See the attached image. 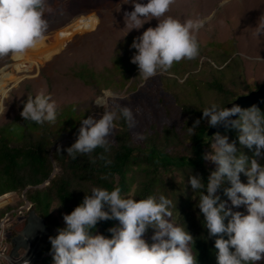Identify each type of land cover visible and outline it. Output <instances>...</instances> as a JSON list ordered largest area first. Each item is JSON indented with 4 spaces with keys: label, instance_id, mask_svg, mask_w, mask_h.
<instances>
[{
    "label": "clouds",
    "instance_id": "clouds-1",
    "mask_svg": "<svg viewBox=\"0 0 264 264\" xmlns=\"http://www.w3.org/2000/svg\"><path fill=\"white\" fill-rule=\"evenodd\" d=\"M174 3L175 0H147V3L133 0L134 10L124 13L130 31L140 29L149 18L158 22L156 27H149L134 38L130 46L136 50L130 62L138 67L145 80L168 71L174 63L199 55L196 34L204 21H181L166 15ZM46 12H51L48 0H0V57L11 55L20 59L41 45L49 27ZM88 22L98 25L100 19L93 15ZM262 34L264 24L255 33L257 37ZM111 96L105 91L94 101L104 111L99 119L89 116L80 122L76 141L64 150L67 156L76 159L77 154H90L98 147L107 150L115 121L120 117L130 128L135 126L134 110L118 103L110 105L107 98ZM58 107L51 95L41 90L34 97H27L20 116L39 125L52 124L57 120ZM3 111L5 107L0 99V112ZM135 112L139 114V109ZM202 113L209 127L222 125L236 129L241 148H255L254 158H249L237 148L235 141L230 143L226 135L215 133L211 137V150L203 157L216 165L215 171L209 174L206 185L198 175L188 177L192 191L200 192L196 207L204 217V226L210 237H218L214 244L216 264H257L264 260V165L260 163L264 159V114L255 105L242 109L238 105L219 108L215 104ZM200 122L196 120L188 132L194 135ZM60 151L57 147V152ZM241 174L247 183L241 182ZM225 182L230 186L223 188V194L233 207L244 206L247 214L233 212L216 194ZM3 196H21L28 204L26 207L11 201L0 207L6 210L14 206L0 219L5 224L8 244V255L1 264H16L26 251L20 248L18 256H12V240L23 232L28 214L33 210L23 193L10 192L0 198ZM172 207V201L164 195L136 200L122 196L119 187L111 191L93 187L81 204L63 216L65 227L56 229L57 235L48 238L53 264H198V253L195 251L194 255L193 251L195 240L185 224L178 226L172 222ZM113 219L119 221V227L108 229L111 238L93 234L98 222ZM16 220L20 231L14 237L8 236L11 223ZM149 229L153 230L151 244L142 238ZM24 264L28 261L24 260Z\"/></svg>",
    "mask_w": 264,
    "mask_h": 264
},
{
    "label": "trees",
    "instance_id": "trees-1",
    "mask_svg": "<svg viewBox=\"0 0 264 264\" xmlns=\"http://www.w3.org/2000/svg\"><path fill=\"white\" fill-rule=\"evenodd\" d=\"M192 60V66L187 59L177 65L183 69L176 73L178 78L157 74L149 78L143 88H138L135 82L127 87L134 91L133 104L121 106L134 110L136 124L130 128L123 117L117 119L107 150L98 147L90 154H77V158L72 159L64 150L77 137L67 142L65 147H59L56 144L62 136L57 135L47 122L43 125L35 123L34 129H25L15 141L0 138V196L10 192L23 193L31 204V210L44 220L50 236L55 237L56 229L65 227V224L52 215V206L57 204L70 214L82 203L84 195H90L93 187L109 191L119 187L122 196L136 200L164 195L173 204L170 209L172 222L178 226L185 224L195 240L193 251L194 255L195 251L198 253V264H216L214 244L218 237L209 236L204 217L196 207L200 192L192 191L188 177L198 175L206 185L209 174L215 171L216 166L203 158L211 150L212 136H207L210 127L207 120L202 119V111L212 104L224 108L243 95L240 93L243 86H238L237 82L243 68L238 58L233 62L223 57L222 69L213 67L208 60L200 62V57ZM198 62L206 65L208 70L195 73ZM136 68L135 65L133 71ZM135 74L140 76L139 72ZM128 75L123 76L121 89L128 83ZM136 109H139V114H136ZM259 109L264 114V106ZM196 120L201 122L193 135L188 128ZM69 133L76 134L75 131ZM220 134L226 135L230 143L235 141L238 149L254 158L255 148H241L236 129L229 128ZM57 147L60 152H57ZM260 163L264 165V159ZM55 167L59 174L51 177ZM240 179L247 183L243 174ZM46 181V187L38 188ZM229 186L225 182L216 193L228 208L230 201L223 194V188ZM7 210H0V219ZM241 212L247 214L245 210ZM112 227H119V221L98 222L93 234L111 238L108 229ZM147 234L152 236L153 230L149 229ZM145 241L152 243L150 237ZM41 254L42 259L33 264H53L49 240ZM257 264H264V260Z\"/></svg>",
    "mask_w": 264,
    "mask_h": 264
},
{
    "label": "rangeland",
    "instance_id": "rangeland-1",
    "mask_svg": "<svg viewBox=\"0 0 264 264\" xmlns=\"http://www.w3.org/2000/svg\"><path fill=\"white\" fill-rule=\"evenodd\" d=\"M140 2L147 3V0ZM132 3L133 0H48L51 12L45 13L49 22L45 45L52 47L55 37L62 40L63 33H70V36L63 40L62 49L48 60L33 65L30 71H16V62L11 55L0 57V77L5 72L17 78L16 82L9 81L6 96L0 97L5 107V111L0 112V138L15 141L25 129H34L35 122L24 120L20 112L27 97H34L41 90L50 94L59 106L57 120L50 124L57 135L62 136L56 144L59 147H65L67 142L77 137L79 124L84 117H101L104 109L97 107L94 101L105 91L112 94L107 98L110 105L133 104L134 91H129L127 87L135 82L138 88H143L148 79L135 74L139 72L138 67L133 71L135 64L130 61L136 50L130 46L134 38L142 35L147 28L156 27L158 22L149 18L150 21H145L140 29L130 31L124 13L134 10ZM93 15L100 19L93 29L78 27L81 21ZM166 15L181 21H204V26L196 34L200 48L197 57H200V62L208 60L217 69L224 67L220 64L223 57L233 62H237L235 60L238 58L243 68L237 81L240 84L238 86H243L241 94L248 95L264 84V34L259 37L255 35L256 28L264 24V0H175ZM210 56H214V59H210ZM184 60L174 63L168 71L158 75L178 78L176 73L183 69L177 65H181ZM200 62L195 73L208 70ZM187 63L191 66L194 64L193 60ZM121 70L125 72L121 73ZM127 74L129 81L121 89L119 86ZM185 77L179 80L180 83ZM245 86L253 89H246ZM70 131L76 134L72 135ZM56 174H59L57 167L51 177ZM47 185L48 181L38 188ZM2 199L7 203L12 201L13 204L28 207L21 196L10 199L4 196ZM26 207L24 214L27 213ZM229 208L233 212L246 211L244 206L235 208L231 202ZM51 212L60 221L66 215L57 204L52 206ZM149 237L151 235L146 233L142 238Z\"/></svg>",
    "mask_w": 264,
    "mask_h": 264
},
{
    "label": "water",
    "instance_id": "water-1",
    "mask_svg": "<svg viewBox=\"0 0 264 264\" xmlns=\"http://www.w3.org/2000/svg\"><path fill=\"white\" fill-rule=\"evenodd\" d=\"M233 105H238L242 109H247L253 105L258 108L264 106V84L248 95L239 96L225 107L231 108ZM236 118L237 117H231L230 119ZM227 129L229 128H225L222 125L214 128L210 127L207 131V136H213L215 133H220ZM49 237L50 234L45 228L44 221L39 218L34 211H30L23 232L19 233L17 237L12 240V256L17 257V251L20 248L26 251L22 259L16 264H24V260H27L28 264L39 261L42 258L41 251L47 246Z\"/></svg>",
    "mask_w": 264,
    "mask_h": 264
},
{
    "label": "bare ground",
    "instance_id": "bare-ground-1",
    "mask_svg": "<svg viewBox=\"0 0 264 264\" xmlns=\"http://www.w3.org/2000/svg\"><path fill=\"white\" fill-rule=\"evenodd\" d=\"M90 19H86L84 21H81L78 27H81V29H88L91 30L94 28V23H89L88 21ZM74 30H71L73 32ZM70 36V33H63L61 35L62 40H60L58 37H55V40L53 41L52 47L46 46L43 42L41 45L37 46L35 49L29 50L27 54L20 59H17L13 57V59L16 62L15 70L20 72L23 70L30 71L33 67V65H37L42 60H48L53 54H55L57 51L62 49L63 47V40ZM3 77H0V97L6 96V86L9 83V81L16 82L17 78L15 76L9 74V73H2ZM4 197V196H3ZM10 199V198H9ZM7 203V201H3L2 198H0V207L4 206Z\"/></svg>",
    "mask_w": 264,
    "mask_h": 264
},
{
    "label": "built area",
    "instance_id": "built-area-1",
    "mask_svg": "<svg viewBox=\"0 0 264 264\" xmlns=\"http://www.w3.org/2000/svg\"><path fill=\"white\" fill-rule=\"evenodd\" d=\"M4 221H0V264L5 261L8 255V244L6 243Z\"/></svg>",
    "mask_w": 264,
    "mask_h": 264
},
{
    "label": "flooded vegetation",
    "instance_id": "flooded-vegetation-1",
    "mask_svg": "<svg viewBox=\"0 0 264 264\" xmlns=\"http://www.w3.org/2000/svg\"><path fill=\"white\" fill-rule=\"evenodd\" d=\"M17 223H18V220L13 221V223H11V226H10L11 232H10V235L8 234V236L14 237V236H16L17 232L20 231L17 228V225H18Z\"/></svg>",
    "mask_w": 264,
    "mask_h": 264
}]
</instances>
